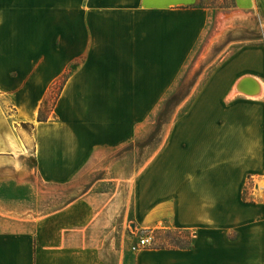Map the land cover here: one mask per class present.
<instances>
[{"label":"crops","instance_id":"obj_1","mask_svg":"<svg viewBox=\"0 0 264 264\" xmlns=\"http://www.w3.org/2000/svg\"><path fill=\"white\" fill-rule=\"evenodd\" d=\"M231 2L0 0V199H39L0 205V264H264V186L244 197L264 173V45L215 61L134 179L124 163L149 132L142 105L166 102L192 56L219 55L203 42L214 9H264ZM156 231L189 241L131 249Z\"/></svg>","mask_w":264,"mask_h":264},{"label":"rangeland","instance_id":"obj_2","mask_svg":"<svg viewBox=\"0 0 264 264\" xmlns=\"http://www.w3.org/2000/svg\"><path fill=\"white\" fill-rule=\"evenodd\" d=\"M212 1L216 2V0H206L207 3H211ZM230 3H232L231 0H223L222 5H230ZM215 10L219 12V15H217V21L214 20L208 25L206 28V36L203 42H208L207 38L209 39L211 36L215 35L216 41L213 42L214 45L212 48L213 52H217L219 55L213 54L212 56L206 57L203 62L198 61V55L192 56L188 61L184 71L179 74L175 87L171 90L173 93L169 98L171 103H144L142 105L144 111L147 109V112H144L145 116L143 118L142 126L149 132L148 134L146 133L147 135L143 136L140 141H137L136 143H133L127 147L126 160H124V163L126 164L125 170L128 179H134V175H131V173L133 174L134 172V164L136 163L138 166L141 159L143 164H145L154 150L162 145L166 137V132L171 126L174 118L181 115L184 110L188 108V95L197 91L199 83H201L205 75H207L210 66L214 64L215 61H218L226 52L231 51L236 47H241L244 45H264V9H260L259 7L245 9L243 11H238V13L233 15V18H224L223 20H219V18L222 16V13L224 15L227 14L226 12L234 13V11L237 10L230 8H219L214 9V11ZM51 100H53V95ZM51 103L52 102H50L49 107L46 108V112L44 114L46 118L50 115ZM151 127L154 128L153 134L150 132ZM124 166L125 165L121 163V167L119 169L121 175L123 173ZM113 171L118 173V169H112L111 172ZM263 179L264 173L250 175L247 178L244 187V197L252 198L254 195L260 193L264 186ZM0 186V195H4L5 186L3 184ZM121 192L127 196L129 209L131 205L129 196L131 193V185L129 183H127V185H121ZM5 195H7V193ZM21 195H23L24 198L19 201L2 198L0 199V205L6 206L7 204L9 205L11 203L15 207L16 205L21 207L34 205L32 207L36 208L35 206H37L39 203L38 191L32 192L31 190L24 188V190H21ZM133 231L134 226L127 222V236H132ZM137 235L140 237L150 234L146 232H138ZM182 236L183 235L174 231H156L153 232L151 245H185L186 240Z\"/></svg>","mask_w":264,"mask_h":264},{"label":"trees","instance_id":"obj_3","mask_svg":"<svg viewBox=\"0 0 264 264\" xmlns=\"http://www.w3.org/2000/svg\"><path fill=\"white\" fill-rule=\"evenodd\" d=\"M66 79V74L63 75L51 88L50 91L46 97V99L44 100L42 107L40 108L39 114H38V120H46V116H44L45 112H46V108L49 107L50 102L56 100L61 88H62V84L64 83ZM54 92V94H53ZM53 95V100H51ZM166 104L171 103L170 100L168 99L166 102ZM174 232H178V231H174ZM179 234L183 235L182 237L187 241H189V233L188 232H178ZM172 245V244H171ZM172 246H185V245H178V244H173Z\"/></svg>","mask_w":264,"mask_h":264},{"label":"built area","instance_id":"obj_4","mask_svg":"<svg viewBox=\"0 0 264 264\" xmlns=\"http://www.w3.org/2000/svg\"><path fill=\"white\" fill-rule=\"evenodd\" d=\"M152 242V237L150 235L140 236L136 243H134L131 246V249L133 251H138L148 245H150Z\"/></svg>","mask_w":264,"mask_h":264},{"label":"water","instance_id":"obj_5","mask_svg":"<svg viewBox=\"0 0 264 264\" xmlns=\"http://www.w3.org/2000/svg\"><path fill=\"white\" fill-rule=\"evenodd\" d=\"M240 85H241V83H240ZM241 86H242V85H241ZM238 90H241V89L239 88Z\"/></svg>","mask_w":264,"mask_h":264},{"label":"bare ground","instance_id":"obj_6","mask_svg":"<svg viewBox=\"0 0 264 264\" xmlns=\"http://www.w3.org/2000/svg\"><path fill=\"white\" fill-rule=\"evenodd\" d=\"M250 92V91H249Z\"/></svg>","mask_w":264,"mask_h":264}]
</instances>
